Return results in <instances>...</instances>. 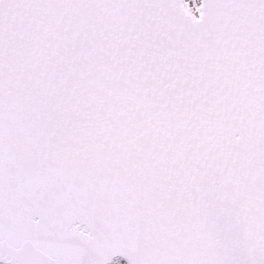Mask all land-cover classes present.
<instances>
[{"label":"snow or ice","instance_id":"obj_1","mask_svg":"<svg viewBox=\"0 0 264 264\" xmlns=\"http://www.w3.org/2000/svg\"><path fill=\"white\" fill-rule=\"evenodd\" d=\"M0 264H264V0H0Z\"/></svg>","mask_w":264,"mask_h":264}]
</instances>
